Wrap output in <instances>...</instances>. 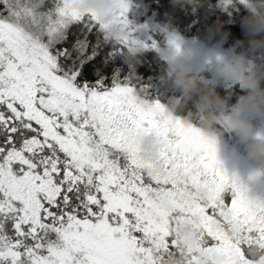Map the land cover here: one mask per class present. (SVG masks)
I'll return each instance as SVG.
<instances>
[{"label":"snow or ice","instance_id":"6c2138e0","mask_svg":"<svg viewBox=\"0 0 264 264\" xmlns=\"http://www.w3.org/2000/svg\"><path fill=\"white\" fill-rule=\"evenodd\" d=\"M111 2L128 19L132 0ZM136 66L78 0H0V264H166L185 220L193 262L264 264V198ZM153 132L162 171L141 151Z\"/></svg>","mask_w":264,"mask_h":264},{"label":"clouds","instance_id":"9594fccd","mask_svg":"<svg viewBox=\"0 0 264 264\" xmlns=\"http://www.w3.org/2000/svg\"><path fill=\"white\" fill-rule=\"evenodd\" d=\"M194 4L202 0H191ZM238 0H228L235 7ZM82 9H96L105 26L108 38L123 45L124 57L128 62H139L146 51V41L142 29L133 27L130 20L121 18L111 0H78ZM247 14L243 17V27L247 34L227 50H211L199 37L191 40L180 35L159 46L158 54L165 61L160 79L172 93L168 97L167 108L170 112L184 111L188 122L197 121L213 137L218 149L226 143L227 134L234 133L244 144L247 159L258 161L260 168L250 174V179L260 182L264 177V130H258L257 120L253 117L264 115V63H258L256 53H264V0H247ZM218 25L216 31H220ZM174 33V32H173ZM227 33H224L226 38ZM211 70L213 76L206 73ZM220 77L224 82L238 84L244 90L235 103L231 96L218 90ZM163 139L155 132L143 138V156L154 161L153 170L162 171L166 165L161 156ZM226 170L239 177L235 165ZM233 235L239 234L238 226H232ZM183 253L169 257L166 264H218L219 257L201 251L197 260L190 259V249L203 247L204 238L194 224L183 227Z\"/></svg>","mask_w":264,"mask_h":264},{"label":"trees","instance_id":"16d2710c","mask_svg":"<svg viewBox=\"0 0 264 264\" xmlns=\"http://www.w3.org/2000/svg\"><path fill=\"white\" fill-rule=\"evenodd\" d=\"M132 2L139 4L165 28L186 37H199L211 45L219 44L230 49L237 42L248 38L243 27V17L248 9L239 2L235 7L226 6L224 0H202L199 4H194L191 0H132ZM218 25H222L220 31H216ZM224 33H227L226 38ZM255 56L264 62V53H256ZM136 65V71L153 95L167 103L173 90L160 79V73L166 66L163 58L153 50H146ZM218 90L221 94L230 95L231 103H235L239 96L244 94V90L238 84L228 82H220ZM177 114L184 116L185 112L180 111ZM230 137L236 138V135L227 134L225 140L229 141Z\"/></svg>","mask_w":264,"mask_h":264},{"label":"rangeland","instance_id":"374dc122","mask_svg":"<svg viewBox=\"0 0 264 264\" xmlns=\"http://www.w3.org/2000/svg\"><path fill=\"white\" fill-rule=\"evenodd\" d=\"M128 19L130 20L132 26L139 27L142 29V38L151 42V40H155L158 42L159 46H162L167 43L169 33H175L180 35L186 39L191 40L192 37H186L180 33L169 30L162 26L158 21H156L153 16L147 14L146 10L143 9L139 4L133 3L131 4L130 10L128 12ZM204 42L208 49L213 51L215 50H227V48L214 44L211 45L207 41L200 39ZM146 50H153L158 53L156 49L148 48ZM258 63H264L259 58H256ZM210 77L213 76L211 70H208L206 73ZM220 82L226 83L220 77H214ZM231 83V82H228ZM233 84V83H231ZM257 120L258 130H264V115L253 117ZM150 134V133H148ZM148 134H145L141 139V151L143 150V138ZM219 158L221 160L226 161L229 168L235 165L239 172L240 179L246 183L250 189V196L252 197H261L264 198V177L261 178L260 182L254 181L250 179V174L257 168H260L261 165L258 161L247 159L246 149L243 143L239 141V138L230 137L229 141H226L219 148ZM186 224H194L192 220H185L181 225V233L183 235V227Z\"/></svg>","mask_w":264,"mask_h":264}]
</instances>
